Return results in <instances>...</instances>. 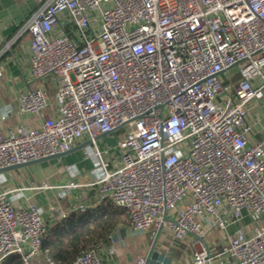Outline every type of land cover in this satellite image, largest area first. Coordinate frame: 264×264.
I'll return each instance as SVG.
<instances>
[{
	"label": "built area",
	"instance_id": "2783aa9c",
	"mask_svg": "<svg viewBox=\"0 0 264 264\" xmlns=\"http://www.w3.org/2000/svg\"><path fill=\"white\" fill-rule=\"evenodd\" d=\"M24 33L29 80L16 110L39 124L0 129V169L84 141L92 166L88 179L63 165L69 183L38 189L0 174V262L55 264L40 254L43 210L22 206L55 188L60 199L95 190L129 213L134 232L168 230L190 264H264V0H38ZM7 116L0 106V122ZM233 225L207 245L209 231ZM70 264H104L99 246Z\"/></svg>",
	"mask_w": 264,
	"mask_h": 264
},
{
	"label": "crops",
	"instance_id": "0c3cea01",
	"mask_svg": "<svg viewBox=\"0 0 264 264\" xmlns=\"http://www.w3.org/2000/svg\"><path fill=\"white\" fill-rule=\"evenodd\" d=\"M37 5L38 0H0V65L2 67L0 106L8 112L7 118L0 122L2 131L28 124L33 126L39 124L38 117L20 116L16 110L17 93L20 89L26 88L29 80V36L26 33L18 35V31L37 8ZM41 85L48 90L50 98L49 106L43 111V114L52 116L54 89L50 87L47 81ZM115 141L116 139L109 135L101 139L98 144L102 148L105 145L114 144ZM79 144L81 143L77 145ZM63 165L75 166L89 179L87 173L92 165L84 159L82 149L61 159L49 160L2 174L8 179L9 184L16 188L58 187L70 182L69 177L61 171ZM84 178H78V180L81 181ZM28 203L43 210L42 218L49 228L65 218L60 216L61 213L66 216L76 213V211L71 210L77 204H85L88 206V210L103 205V203H98L95 190H72L64 199H60L55 188L27 193L25 199L22 200V206ZM237 227V225H233L227 231L212 229L208 232L205 242L209 247L217 248L225 242L226 234H232ZM119 229H125V235L114 239L113 236ZM152 232L153 230L147 233L133 234L134 231L131 228L129 218L128 225L116 227L107 236L106 241L96 245L100 248L103 263L134 264L135 260L140 257L146 261V264H149L151 255L158 253L162 258L155 259L152 264H190V250L185 242L175 243L172 234L166 229L159 231L156 237H152Z\"/></svg>",
	"mask_w": 264,
	"mask_h": 264
},
{
	"label": "trees",
	"instance_id": "16d2710c",
	"mask_svg": "<svg viewBox=\"0 0 264 264\" xmlns=\"http://www.w3.org/2000/svg\"><path fill=\"white\" fill-rule=\"evenodd\" d=\"M129 213L110 202L82 213H71L53 227H48L40 242L41 257L55 264H70L78 255L106 241L118 226L129 224ZM0 264H22L14 254Z\"/></svg>",
	"mask_w": 264,
	"mask_h": 264
},
{
	"label": "water",
	"instance_id": "95a60500",
	"mask_svg": "<svg viewBox=\"0 0 264 264\" xmlns=\"http://www.w3.org/2000/svg\"><path fill=\"white\" fill-rule=\"evenodd\" d=\"M89 143H90V141H84L83 143H81V144L77 145L76 147L72 148L70 151L62 153V154L52 155V156H49V157H46V158H43V159H39V160H36V161H32V162H29V163H25V164H18V165H13V166L1 168L0 169V174L4 173V172L12 171V170L20 169L22 167H26V166H30V165H34V164H38V163H42V162H46V161L53 160V159H61L62 157L66 156V155H68V154H70V153H72L74 151L83 149ZM133 234H141V232H134ZM124 235H125V229H119L118 231H116V233L114 234L113 238L114 239L121 238ZM155 239H154V241H155ZM157 258H162V256L160 254H158V253H153L151 255V261H150L149 264H152L153 261L155 259H157Z\"/></svg>",
	"mask_w": 264,
	"mask_h": 264
},
{
	"label": "rangeland",
	"instance_id": "374dc122",
	"mask_svg": "<svg viewBox=\"0 0 264 264\" xmlns=\"http://www.w3.org/2000/svg\"><path fill=\"white\" fill-rule=\"evenodd\" d=\"M233 78H234V76H233ZM48 101L50 103L49 94H48ZM118 135H121V132H117V134L113 135L114 139H117Z\"/></svg>",
	"mask_w": 264,
	"mask_h": 264
}]
</instances>
